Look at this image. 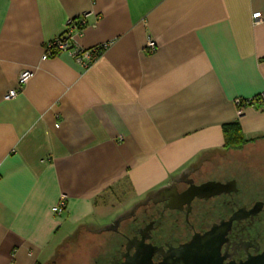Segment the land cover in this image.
Segmentation results:
<instances>
[{
    "label": "crops",
    "instance_id": "1",
    "mask_svg": "<svg viewBox=\"0 0 264 264\" xmlns=\"http://www.w3.org/2000/svg\"><path fill=\"white\" fill-rule=\"evenodd\" d=\"M81 15L73 42L108 43L103 53L87 68L65 52L42 59ZM24 69L32 77L5 99ZM262 91L264 0H0V264H44L58 237L198 158L264 160V109L235 104ZM233 122L240 149L224 148Z\"/></svg>",
    "mask_w": 264,
    "mask_h": 264
},
{
    "label": "flooded vegetation",
    "instance_id": "2",
    "mask_svg": "<svg viewBox=\"0 0 264 264\" xmlns=\"http://www.w3.org/2000/svg\"><path fill=\"white\" fill-rule=\"evenodd\" d=\"M200 160L173 175L167 184L174 186L129 201L105 222L82 226L44 264H188L205 252L219 264H242L259 256L264 251L260 161L239 168L228 159ZM208 181L221 185L191 195L193 184Z\"/></svg>",
    "mask_w": 264,
    "mask_h": 264
},
{
    "label": "built area",
    "instance_id": "3",
    "mask_svg": "<svg viewBox=\"0 0 264 264\" xmlns=\"http://www.w3.org/2000/svg\"><path fill=\"white\" fill-rule=\"evenodd\" d=\"M254 23L261 20L262 16L260 12H256L252 15ZM84 15L70 18L66 22L65 30L48 41L44 46V51L41 56L42 59H46L51 56H55L61 53H68L73 60L80 66L87 68L92 62H94L100 54L108 47V43H104L92 48H82L73 42V37L75 35L81 34L84 25ZM156 43L148 39L146 43V50L148 52H153L156 50ZM33 72L29 69H24L19 73L17 79V88L11 89L5 95V99L14 98L27 83V81L32 77ZM236 111L238 115H241L246 108H259L264 109V91L260 94L247 98V99H235ZM67 195L61 193L57 203L51 207V211L54 214H61L66 208Z\"/></svg>",
    "mask_w": 264,
    "mask_h": 264
},
{
    "label": "water",
    "instance_id": "4",
    "mask_svg": "<svg viewBox=\"0 0 264 264\" xmlns=\"http://www.w3.org/2000/svg\"><path fill=\"white\" fill-rule=\"evenodd\" d=\"M221 184L218 182H212V181H208L205 182L201 185H192V193L191 195H198V196H202L204 194H206L205 192H207V189H214V188H218ZM170 186H174L173 182L169 183V184H165L161 187H158L156 189V191H162ZM210 194V193H209ZM188 264H219L218 262H215L214 260L211 259L210 254H207L205 252V254H199L197 256H193L192 259L188 262ZM242 264H264V251L257 257L252 258L250 260H248L247 262H244Z\"/></svg>",
    "mask_w": 264,
    "mask_h": 264
},
{
    "label": "trees",
    "instance_id": "5",
    "mask_svg": "<svg viewBox=\"0 0 264 264\" xmlns=\"http://www.w3.org/2000/svg\"><path fill=\"white\" fill-rule=\"evenodd\" d=\"M222 133L224 138V148L226 149H240L247 142L243 137L238 122L224 124L222 126Z\"/></svg>",
    "mask_w": 264,
    "mask_h": 264
},
{
    "label": "rangeland",
    "instance_id": "6",
    "mask_svg": "<svg viewBox=\"0 0 264 264\" xmlns=\"http://www.w3.org/2000/svg\"><path fill=\"white\" fill-rule=\"evenodd\" d=\"M234 152H232V153H235V155H237L238 157H242V158H244L248 163H250V162H252L251 160L253 159H255V160H257V158L255 157V155L257 154L256 152H254V153H251V155H250V157H249V155L248 154H246V153H244V152H241V150H239V151H237V150H233ZM258 157V156H257ZM260 161V163H261V165L259 166L260 168H264V163H263V161L264 160H259ZM246 163V162H245ZM255 163V162H254ZM259 163V164H260ZM135 198H132V199H129V200H127L126 202H124V203H120V204H118L113 210H112V212L110 213V216H113L119 209H121L122 207H124L125 205H128L129 203V201H131V200H134ZM90 220H93V223L95 224V225H98V224H100V223H102V222H105V220L106 219H101V218H98V217H92ZM61 237V236H60ZM60 237H58V240L56 241V244L52 247V249L49 251V253H47V255H46V257L43 259V261L42 262H46L47 260H48V258L50 257V255L56 250V248L61 244V239H60ZM58 244V245H57ZM57 245V246H56ZM56 247V248H55ZM55 248V249H54Z\"/></svg>",
    "mask_w": 264,
    "mask_h": 264
}]
</instances>
